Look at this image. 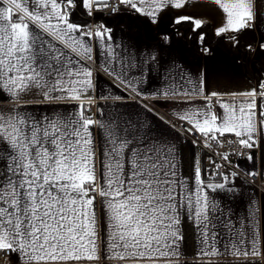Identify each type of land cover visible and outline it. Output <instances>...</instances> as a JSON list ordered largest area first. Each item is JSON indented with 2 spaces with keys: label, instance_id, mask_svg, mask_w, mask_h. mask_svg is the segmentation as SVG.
<instances>
[{
  "label": "snow or ice",
  "instance_id": "snow-or-ice-1",
  "mask_svg": "<svg viewBox=\"0 0 264 264\" xmlns=\"http://www.w3.org/2000/svg\"><path fill=\"white\" fill-rule=\"evenodd\" d=\"M185 2L119 0L152 24L159 22L164 9H179ZM214 2L226 14V23L217 28L215 36L238 49L240 34L254 27L252 0ZM81 4L91 16L94 10L106 8L108 0H0V92L6 93L7 102L13 105L0 108V253L17 254L22 264H102L103 260L173 264L185 239L181 225L187 220L206 247L205 254H216L218 243L227 234L225 251L231 248L233 255L245 258L261 255L256 247L260 241L255 211L246 223H234L208 195V190L233 191L228 185L234 184L230 176L237 173L221 172L222 166L213 162L216 171L210 175L219 177L220 182L205 183L197 166L195 189L190 190L177 179L174 145L156 143L146 136L137 143L129 128L121 127L119 121L104 124L85 115L90 108L83 101L90 105L96 98L92 95L93 73L64 47L78 54L82 48L83 57L93 60V49L85 37L113 55L108 51L113 36L112 29L103 23L93 32L70 22L71 10ZM185 21L193 26V32L203 23L195 16H177L173 23ZM162 40L170 43L171 37L162 35ZM205 40V35L198 33L199 50L208 56L212 50ZM245 50L257 51L251 44ZM259 50L264 51V42ZM108 74L117 87L132 89L131 82L117 74L115 67ZM202 84H195V94H200ZM260 86L264 88V82ZM173 87L171 93L160 95L167 99L169 95L193 94L184 90L182 80ZM245 95L264 96V91ZM76 101L81 103L68 112L53 109L52 115L45 112L37 117L28 110L32 105ZM143 107L152 111L147 104ZM220 107L224 109L222 115L209 107L177 113V119L187 128L164 122L174 130L193 135L199 132L206 146L208 140L223 146L219 137L234 135L237 139L228 143L249 150L248 160L254 158L252 149L264 153V109L257 120L255 100L241 101L239 107L225 103ZM128 124L134 127L131 121ZM94 126L104 129L102 147L93 137ZM239 154L244 155L242 151ZM221 159L232 163L226 153ZM255 175L248 173L250 177ZM98 204L102 209L99 217ZM244 264H248L247 259Z\"/></svg>",
  "mask_w": 264,
  "mask_h": 264
},
{
  "label": "crops",
  "instance_id": "crops-1",
  "mask_svg": "<svg viewBox=\"0 0 264 264\" xmlns=\"http://www.w3.org/2000/svg\"><path fill=\"white\" fill-rule=\"evenodd\" d=\"M252 3L256 14L254 27L251 28L255 35V42L252 45L257 49L255 52L246 53L243 46L238 49L231 48L227 40L221 41L218 38V41L205 40L206 46L212 50L210 55L205 56L200 52V45L196 42L197 32H192L191 29L192 33L184 34V30L173 23L177 16H195L203 21L202 26L207 28L205 33L215 35L217 28L226 23V14L214 0H187L182 8L168 7L161 12L157 24H152L149 18L135 11H123L112 21H106V25L112 29L113 43L108 51L113 52V55H108L106 51L101 50V46L96 41L87 40L86 37L88 46L93 49V60H86L83 57L82 48L78 54L60 44L59 46L64 47L69 55L92 70V81L95 85L92 95L96 98L90 105L87 101H83L86 108L93 107V113H85V115L99 119L104 124H108L111 120L119 121L121 127L129 128V133L135 136L137 143L141 137L146 136L156 143L174 145L177 179L186 184L190 190L195 189L197 166L201 169V178L205 183L220 182V178L209 180L204 176L203 170L208 159L192 143L174 131L156 113L146 110L141 103L132 100L122 86H116L114 77L108 72L115 67L117 74H122L124 79L131 82L132 89L139 91L141 97L148 99L157 111L174 121H179L177 113L190 109L204 110L206 107L210 108L213 101L216 106L214 110H210L222 115L224 109L220 107L221 103L239 107L241 101L249 100H255L258 120L260 107L263 106L264 109V97H249L245 94L256 91L258 83L264 82V51L259 50L260 43L264 42V0H252ZM86 15L87 10L81 4V7L71 10L70 22L78 25L86 24L85 21H81ZM31 26L36 31H40L34 24ZM205 33L202 34L207 35ZM41 35L51 39L45 33L41 32ZM162 35L170 36L171 42L164 43ZM153 56L156 57L155 60L152 59ZM90 64L97 67L99 72ZM181 80L184 90L193 94L169 95L167 99L160 95L165 91L171 93L174 90L173 86ZM198 81H203L202 90L200 94H195V84ZM132 89L128 91L136 95V91ZM212 93L217 95H211ZM206 95H209L210 99L205 100ZM7 100V94L0 92V108L13 106ZM79 103L81 101L71 104L46 103L32 105L28 110L39 117L45 112L52 115L53 109L60 112L71 111ZM129 121L134 127L128 124ZM92 132L97 145L102 147L104 129L94 126ZM252 153L254 158L239 159L238 167L245 173L254 172L264 176V153L259 148ZM230 180H234V184L228 185L233 191L208 190V195L210 198H215L234 223H246L248 217L255 211V223L260 241L256 247L261 255L245 258L242 255L239 257L233 255L231 248L225 251L224 245L228 243L227 234L218 243L216 254H205L206 247L200 244L196 229L189 221L184 220L181 229L185 239L177 250L178 258L174 259L173 264H244L245 259L248 264H264V195L259 194L251 185L240 179L230 177ZM101 211V206L98 204V217ZM8 264H22V262L17 254L12 253ZM102 264H122V262L103 260ZM129 264L132 262L130 261Z\"/></svg>",
  "mask_w": 264,
  "mask_h": 264
},
{
  "label": "built area",
  "instance_id": "built-area-1",
  "mask_svg": "<svg viewBox=\"0 0 264 264\" xmlns=\"http://www.w3.org/2000/svg\"><path fill=\"white\" fill-rule=\"evenodd\" d=\"M95 9V7H93ZM115 10V11H114ZM123 11L127 12H133L134 10L126 5L119 4V0H108V6L106 8L102 7L100 11H93V14L91 16L86 15L83 20L86 24H82L84 26H87L85 30H91L96 31L100 24H106V21H112L115 19L119 14H121ZM13 19H16L14 16ZM80 21V22H81ZM200 48V47H199ZM90 66L99 72L97 67H95L93 64H90ZM261 83H258L256 92H262L264 91V88H261ZM125 91V90H124ZM126 94L134 101H138L142 105H149V107L152 109L154 113H158L159 117H163L164 120L167 121H173L174 123H177L178 125H181L184 128H187L188 125L184 122L174 121L173 119L167 117L165 114L161 113L160 111H157L150 101L143 97H138L137 95L133 94L130 91H125ZM256 98H261L264 96L256 95ZM216 106L215 101H213L212 106L210 107L211 110H214ZM90 111L86 112L87 114L93 113V107L89 106ZM169 125V124H168ZM170 126V125H169ZM173 129V128H172ZM174 130V129H173ZM177 133H179L183 138L188 140L190 143H192L207 159L208 162L204 166V176L209 180H215L219 179V177H214L210 174L214 173L216 171L215 164H220L222 167L220 169L221 172H224L227 170V172L232 173L235 172L237 175L232 178L240 179L249 185H251L259 194L264 195V176L260 173H256L255 176L250 177L248 176V173L243 172L237 165V161L239 159L245 158L248 155L249 150L247 149H240L238 144H229V140H236L237 138L234 135H225L223 137H219L221 141H223V146H220L216 141L208 140L206 146L205 138L202 136L199 132H196L195 135L187 132V131H178L174 130ZM215 135H218V133H212ZM243 152L244 155H240V152ZM251 151H257L256 149H252ZM228 154L230 156V159L232 161L231 164H228L227 161H224L221 159V156L223 154ZM215 162V164L213 163ZM231 177V176H230ZM12 257V254L8 253H0V264H8L10 263V259Z\"/></svg>",
  "mask_w": 264,
  "mask_h": 264
},
{
  "label": "trees",
  "instance_id": "trees-1",
  "mask_svg": "<svg viewBox=\"0 0 264 264\" xmlns=\"http://www.w3.org/2000/svg\"><path fill=\"white\" fill-rule=\"evenodd\" d=\"M175 26L179 27V28H182L184 30V34H189L191 32V29H192V26L189 22L185 21L184 23H181V24H175ZM191 27V28H190ZM207 30V28L205 26H201L200 29L196 30L197 34L198 33H205ZM193 32V31H192ZM191 32V33H192ZM207 35H205L206 37V40H210V41H218V38L219 37H216L214 34L212 33H205ZM241 38H242V42H241V46L244 47V52L248 53L249 51H246L245 50V46L247 44H251L253 45L254 42H255V35H254V32L252 31V29L250 30H245L244 32H242L241 34ZM261 110L263 109V106L260 107Z\"/></svg>",
  "mask_w": 264,
  "mask_h": 264
}]
</instances>
